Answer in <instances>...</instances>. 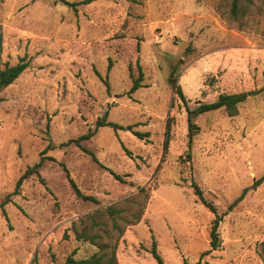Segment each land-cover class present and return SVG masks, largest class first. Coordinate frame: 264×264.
I'll use <instances>...</instances> for the list:
<instances>
[{"label": "rangeland", "instance_id": "374dc122", "mask_svg": "<svg viewBox=\"0 0 264 264\" xmlns=\"http://www.w3.org/2000/svg\"><path fill=\"white\" fill-rule=\"evenodd\" d=\"M66 1L77 6L0 0V69L29 62L0 94V204L10 199L8 219L0 209V264H64L75 249L98 251L74 223L117 243L119 264H160L154 245L163 264H263L264 0L237 16L233 0ZM242 92L236 117L201 114L190 132L186 107ZM106 114L150 136L99 127ZM63 165L99 204L76 195ZM109 206L117 214L92 226L86 215ZM216 215L221 247L202 256Z\"/></svg>", "mask_w": 264, "mask_h": 264}, {"label": "trees", "instance_id": "16d2710c", "mask_svg": "<svg viewBox=\"0 0 264 264\" xmlns=\"http://www.w3.org/2000/svg\"><path fill=\"white\" fill-rule=\"evenodd\" d=\"M64 4L68 5L71 8H75L77 4L75 3H70L66 0H60ZM97 0H83L79 5H88ZM251 0H233L232 4V13L233 16H237L240 13H243L244 9L246 7L244 6L241 10V4L245 2H250ZM2 45H3V37L2 34L0 33V52L2 50ZM29 67V62L26 61V57L22 58L17 64L15 65H7L3 69H0V94L4 89H6L8 86L13 84L20 76L21 74ZM141 77L139 79H136L134 81L133 87L131 89V93L136 92L139 88L142 87L141 85ZM263 81H264V72H263ZM172 86L174 88V92L178 95V97L182 100L184 104L187 106V98L185 93L183 92L182 87L177 83L173 82ZM248 93L242 92V93H234V94H220L218 98L212 102V103H201L196 109L191 110L189 107L187 108L188 114H189V129L190 132H194L195 125L193 124L192 120L194 117L205 114L211 111L219 110V109H224L226 114L229 117H236L239 114V108L240 105L245 103L248 100ZM2 101V98L0 97V102ZM97 125L99 127L103 126H110L115 129H123V130H128L131 131L133 134L138 136L141 139L147 138L150 136L148 132H140L137 130H134L133 126H127L123 127L120 125H117L116 123L110 122L107 120V114L99 119ZM167 139L165 143V147H167L168 144V136H169V127L167 130ZM92 134L85 135L83 138H90ZM128 154H131L128 152ZM94 160L95 157L93 155ZM42 166V161L36 163L33 166H29L26 171L20 176V178L17 180L16 185H15V190L13 192V195H18L20 193V189L24 183L25 180L31 178L32 176L39 175V169ZM63 168L67 174V177L76 193V195L83 199L84 201H92L96 204H99V200L96 197L93 196H88L85 195L77 186L75 181L71 178L70 174L67 172L66 167L63 165ZM112 175L115 177L120 182H125V179L123 176L119 175L118 173L114 172L113 170H110ZM264 181V176L257 181V185L261 184ZM192 188L194 189V194L198 197V199L201 201V203L207 207L209 210H211L213 213L216 214V209L212 205L211 202L207 201L204 196L202 190L199 188V186L196 183H193ZM10 202V199H6L0 204V209L2 210L3 215L5 216L6 219H8L7 211L5 209L6 204ZM117 210L114 209L112 206L107 207L105 210H97L93 214H88L86 217L90 219L92 222V226L97 227V218H101L103 215L108 214L111 218H113L117 214ZM220 222L221 219L218 215H216L215 219L212 222L211 226V231H210V246L211 249L204 252L202 256L208 255L211 253V251L218 250L221 247V239H220V232H219V227H220ZM133 223H130L132 225ZM116 226V225H115ZM73 230L75 232L76 238L81 241V240H86L90 242L93 246H96L98 248V251L95 253H92L89 256H83V257H78L77 256V249L72 251L70 255H68L64 261V264H119L117 255H116V250H117V243L112 244L111 239L107 236L106 238H102L101 235H97L94 233L89 232L88 227H84L82 231H78L76 228V224H73ZM67 234L64 235V238L66 239ZM152 254L154 258L160 263L163 264L161 256L158 254L156 246L154 245L152 249ZM261 256L263 258V264H264V242L261 243ZM185 264H189L188 262H185ZM196 264H201L200 262H197Z\"/></svg>", "mask_w": 264, "mask_h": 264}]
</instances>
